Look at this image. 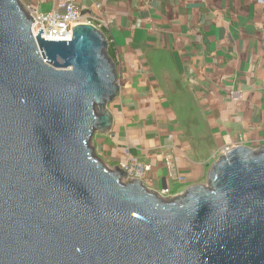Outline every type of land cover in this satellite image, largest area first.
<instances>
[{"label":"water","instance_id":"1","mask_svg":"<svg viewBox=\"0 0 264 264\" xmlns=\"http://www.w3.org/2000/svg\"><path fill=\"white\" fill-rule=\"evenodd\" d=\"M0 0V264H264V145L164 196L96 152L120 94L103 30L46 40Z\"/></svg>","mask_w":264,"mask_h":264},{"label":"crops","instance_id":"2","mask_svg":"<svg viewBox=\"0 0 264 264\" xmlns=\"http://www.w3.org/2000/svg\"><path fill=\"white\" fill-rule=\"evenodd\" d=\"M78 6L84 20L103 24L115 52L114 126L94 137L109 166L149 164L146 185L173 196L205 182L222 149L264 145V0Z\"/></svg>","mask_w":264,"mask_h":264},{"label":"built area","instance_id":"3","mask_svg":"<svg viewBox=\"0 0 264 264\" xmlns=\"http://www.w3.org/2000/svg\"><path fill=\"white\" fill-rule=\"evenodd\" d=\"M23 7L29 12L32 17V34L36 37L34 27L38 26L37 32L40 29H43L44 33L41 34L42 38L46 40H62L70 41V34H60L52 35L49 33L48 27L53 23H56L60 30L69 33V29L74 27L79 23H91L103 29V24H96L92 20L83 19L81 15L80 8L78 6L79 0H47L51 3L49 9H44L42 2L33 3L28 2L27 0H20ZM99 7L100 5L97 4ZM229 148H224L221 150V154H224ZM119 166L128 172V175L132 179H139L145 183L147 181V173L150 171L151 167L149 164L138 163L136 161H131L125 163L122 162ZM161 194L164 196H171L169 188H166L161 191Z\"/></svg>","mask_w":264,"mask_h":264},{"label":"trees","instance_id":"4","mask_svg":"<svg viewBox=\"0 0 264 264\" xmlns=\"http://www.w3.org/2000/svg\"><path fill=\"white\" fill-rule=\"evenodd\" d=\"M109 54L115 59V52L111 42L109 47Z\"/></svg>","mask_w":264,"mask_h":264}]
</instances>
